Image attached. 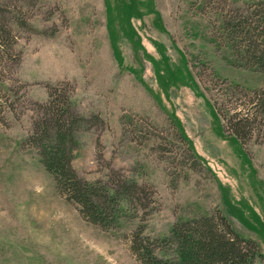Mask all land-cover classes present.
Returning <instances> with one entry per match:
<instances>
[{"label":"rangeland","instance_id":"1","mask_svg":"<svg viewBox=\"0 0 264 264\" xmlns=\"http://www.w3.org/2000/svg\"><path fill=\"white\" fill-rule=\"evenodd\" d=\"M259 1L0 0V264H142L140 224L160 236L215 212L264 255V118L246 142L224 126L264 72L218 37L221 11ZM55 85L103 119L77 133L78 174L121 171L155 204L104 229L59 192L25 143Z\"/></svg>","mask_w":264,"mask_h":264},{"label":"trees","instance_id":"2","mask_svg":"<svg viewBox=\"0 0 264 264\" xmlns=\"http://www.w3.org/2000/svg\"><path fill=\"white\" fill-rule=\"evenodd\" d=\"M221 16L218 37L229 44L236 62L264 72V0L244 9L221 11ZM8 31L4 28L7 38ZM1 41L7 47V40ZM250 92L243 93L245 102L224 121L241 142L250 138L264 118V87ZM49 95L25 143L37 151L59 192L78 206L81 215L110 229L119 224L122 215H137L140 207L147 208L149 200L155 204L157 192L151 185L121 171L112 169L107 179L95 181L78 174L73 165L77 133L83 124L103 119L99 114H78L65 88L51 86ZM130 248L142 264H259L264 257L259 243L241 235L221 212L178 221L160 236L146 234L140 224L131 235Z\"/></svg>","mask_w":264,"mask_h":264}]
</instances>
